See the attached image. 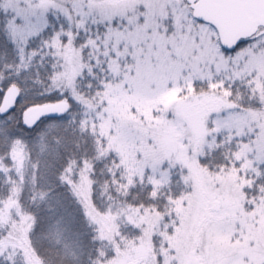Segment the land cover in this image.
<instances>
[{"label":"snow or ice","instance_id":"obj_1","mask_svg":"<svg viewBox=\"0 0 264 264\" xmlns=\"http://www.w3.org/2000/svg\"><path fill=\"white\" fill-rule=\"evenodd\" d=\"M0 264H264V0H0Z\"/></svg>","mask_w":264,"mask_h":264}]
</instances>
